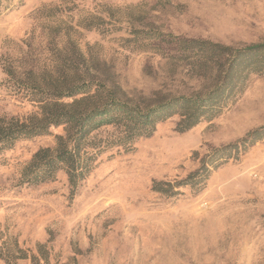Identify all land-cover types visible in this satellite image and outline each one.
<instances>
[{
  "label": "rangeland",
  "instance_id": "1",
  "mask_svg": "<svg viewBox=\"0 0 264 264\" xmlns=\"http://www.w3.org/2000/svg\"><path fill=\"white\" fill-rule=\"evenodd\" d=\"M101 4L134 5L135 16L175 35L239 46L264 40V0H3L0 58L14 66L44 63L53 44L42 32L49 16L38 10L59 5L62 18L75 22ZM79 30L73 39L81 49L106 61L102 70H114L132 95L190 93L203 82L188 75L189 61L173 57L175 51H132L119 40L124 31ZM6 78L0 63V113L38 111ZM178 120L176 114L160 121L130 150L96 151L91 173L76 188L65 170L40 184L21 177L64 125L0 151V264H264V133L220 159L201 190L176 186L213 148L264 125V74H253L214 119L184 132ZM157 181L173 187L157 191Z\"/></svg>",
  "mask_w": 264,
  "mask_h": 264
},
{
  "label": "trees",
  "instance_id": "2",
  "mask_svg": "<svg viewBox=\"0 0 264 264\" xmlns=\"http://www.w3.org/2000/svg\"><path fill=\"white\" fill-rule=\"evenodd\" d=\"M134 7L101 4L97 11L75 22L62 18L59 5L43 7L38 12L42 18L49 16V20L42 32L53 44L47 50V61L14 66L6 64L1 55L0 63L7 75L5 85L37 103L39 110L27 116L0 113V151L12 148L21 138L48 134L51 127L64 125V133L56 135L55 145L39 148L24 166L23 182L51 181L65 170L69 183L76 188L91 173L96 151L114 147L130 150L136 138L152 135L160 121L176 114V129L180 132L212 120L243 92L253 74H264V40L239 46L175 35L135 16ZM80 28L95 29L104 35L124 31L119 40L132 51L156 50L167 56L175 51L178 54L173 57L189 61L188 75L203 82L190 93L158 90L148 96L132 95L123 88L114 70H102L106 61L94 56L90 49L83 51L73 39ZM63 37L67 40L61 46ZM263 133L264 125L235 142L213 148L199 167L176 186L201 190L220 159L259 141ZM165 184L173 187L170 182L157 181L153 188L167 193ZM20 251V257H27L25 251ZM45 259L48 261L46 256Z\"/></svg>",
  "mask_w": 264,
  "mask_h": 264
}]
</instances>
